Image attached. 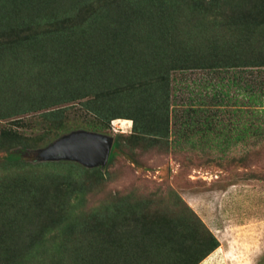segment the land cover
Wrapping results in <instances>:
<instances>
[{
    "label": "trees",
    "instance_id": "obj_1",
    "mask_svg": "<svg viewBox=\"0 0 264 264\" xmlns=\"http://www.w3.org/2000/svg\"><path fill=\"white\" fill-rule=\"evenodd\" d=\"M225 3L218 0H0V94L3 98L9 96L4 102L11 105L7 107L10 112L6 107L0 108V111L5 109L0 117L79 100L82 108L93 116L82 124L75 123V127L63 124L59 113L64 107L44 112L57 136L75 129L107 135L111 119L130 118L134 131L142 127L153 133L156 128L154 134L164 137L168 136L171 125L176 135H185L192 146L208 141L212 129H216L218 136L235 132L240 143L245 137L259 142L264 137V126L260 129L249 123L248 127H241L233 119L227 120L229 124L215 122L217 111L223 106L231 114L237 110L241 114L249 104L250 111L256 112L253 107L263 105L264 96V79L248 76L246 68L264 63L263 13L252 0L233 2L235 8L228 10L222 9ZM155 64L160 67L154 73ZM227 68L231 70L225 79L220 77L212 83L209 78L200 77L194 86H186L189 94L185 98L179 100V96L171 95L169 88L175 78L170 77L169 71ZM212 107L216 110H211ZM218 122L223 128L215 125ZM117 136H113L105 165L116 154ZM0 142L6 151L2 164L6 176L0 178V222L7 221L0 228L1 264L11 263L5 261L11 257L7 245L22 250L21 256L31 250V264H65L63 255L72 245L54 236L43 239L42 232L34 240L37 221L28 218L29 210L40 216L41 205L45 212L53 213L59 208L51 203L53 199L59 203L57 195L34 184V189H28L22 174L42 170L79 177L88 171L102 177L105 166L89 167L74 160L36 157L30 162L26 158L29 152L45 143L40 145L11 130H3ZM237 142L238 139L234 141ZM7 175L15 176L5 182ZM18 198L27 199V203L22 204ZM178 204L184 206L194 221L180 220V216L163 210L156 224L159 226L155 227L160 229L139 234L138 229H144L145 225L135 223L130 228L135 234L130 232L131 242L125 244L127 255L118 264H198L216 249L219 246L216 236L184 200L180 199ZM55 221L56 232L64 234L63 237L73 234L69 227L59 226L58 219ZM197 224L198 230H193ZM175 233L177 236L172 237ZM183 234H192L193 248L167 255L166 249H171L172 244L176 246L174 241L183 239ZM19 238L24 243H13ZM6 239L9 243H4ZM71 253L72 261L79 257L77 264L109 263L106 258L104 261L97 258L94 263V259L89 260L82 253ZM28 257L19 260H29ZM114 262L110 264L117 263Z\"/></svg>",
    "mask_w": 264,
    "mask_h": 264
},
{
    "label": "rangeland",
    "instance_id": "obj_2",
    "mask_svg": "<svg viewBox=\"0 0 264 264\" xmlns=\"http://www.w3.org/2000/svg\"><path fill=\"white\" fill-rule=\"evenodd\" d=\"M218 1L226 2L222 5V9L225 10L234 9L233 2H240ZM252 1L255 2L256 8L262 11L264 19V0ZM237 47H240L239 43ZM155 66L154 73L160 65ZM246 68L249 69L248 76L264 79V63L261 66ZM230 70L227 68L221 71H169L170 77L175 78L169 90L171 95L179 96L180 100L188 96L189 93L185 89L188 84L194 86L200 77L209 78L214 83L220 77L225 79ZM208 94L211 95L210 92ZM3 96L0 94V108L6 107V111L10 112L8 109L11 106L10 102H4L9 96L4 98ZM238 98L240 100V96ZM80 102L82 101L74 100L52 105L47 109L0 117V139L3 130H11L27 136L31 141L35 140L40 145L45 143L27 155V160L34 162L33 158L39 149L61 137L57 136L58 132L56 133L52 126H49L50 119L48 120L44 112L57 111L64 107L59 113L63 118V124L66 126L73 124L75 127L89 116H93L82 108ZM262 104L253 107L256 112L250 111L249 104H246L247 109H243L241 114L239 110L231 114L223 106L221 111H217L215 122L221 120V123L229 124L227 120L233 119L232 122L238 126L248 127L249 123H253L261 129L264 126V96ZM213 109L216 110L215 107L211 110ZM124 120L129 122L125 123ZM215 125L223 128L219 122ZM131 126L130 118L110 120L107 135L113 138L114 134H117L119 145L112 162L103 165L105 167L102 169V177L88 171L82 172L79 177L42 170L30 175L21 173L26 177L23 183L28 189H34V185L45 190L48 188L49 191L51 189L59 202L56 204L54 199L52 200V206L59 207L53 213L45 212L42 205L38 208L40 215L38 217L32 210L28 211L29 220L37 221L38 226L33 239L37 240L39 233L42 232L43 239L54 236L56 239L63 238L66 245H72L71 250L63 255L65 264H77V260H80L78 257L72 261L71 251L75 254L82 253V256L88 257L89 260L94 259V263L97 262V258L103 261L106 258L108 264L114 261L118 264L120 258L127 255L128 247L125 244L131 242L130 232L134 231H130V228L135 223L145 225L144 229H138L139 234L144 230L160 229L155 227L159 226L156 224L159 221V213L163 210L180 216V220L194 221L189 212L183 209L184 206L178 204L182 199L219 241V246L198 264H264V137L259 139V142L245 137L242 143L237 138L238 142L234 143L237 140L235 132L228 131L218 136L216 129H212L210 139L205 141L209 146L204 144L205 142L203 145L192 146L185 140V135L177 136L175 128L171 125L168 127L167 137L155 135L156 128L153 127V133H148L149 131L142 127H140L142 130L136 132ZM5 156V147L0 142V178L5 175V170L2 169ZM7 176L9 177L5 178V182H10L15 175ZM26 200L21 198L19 202L27 203ZM135 217L141 218L142 222L134 219ZM55 218L59 220V226L69 227L73 234L70 232L68 237H63L64 234L56 232ZM6 222L4 221V224ZM4 224L0 222V228ZM198 225L192 227L193 230L197 231ZM5 231L6 229H3L4 235ZM13 231H16L15 226ZM167 231L172 234L171 228ZM176 236V233L172 235ZM191 237L192 234L184 235L183 239L174 241L177 247L172 244L171 249H166L167 255H178L189 248L192 249L195 244L190 240ZM168 239L169 237L166 242ZM17 240L13 243H24L23 238ZM189 240L190 242H186ZM4 243H9V240L6 239ZM6 247L11 257L5 261L11 263L2 264H20V260L23 261L22 264H31L30 260H33L31 250L25 256H21L22 250L15 249L12 245ZM20 257H28L29 260H19Z\"/></svg>",
    "mask_w": 264,
    "mask_h": 264
},
{
    "label": "water",
    "instance_id": "obj_3",
    "mask_svg": "<svg viewBox=\"0 0 264 264\" xmlns=\"http://www.w3.org/2000/svg\"><path fill=\"white\" fill-rule=\"evenodd\" d=\"M112 136L84 130L72 131L52 144L39 149L36 158L42 160L68 159L85 166H103L109 156Z\"/></svg>",
    "mask_w": 264,
    "mask_h": 264
}]
</instances>
